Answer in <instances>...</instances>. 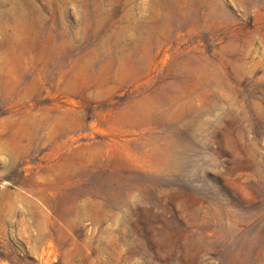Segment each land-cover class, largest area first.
I'll list each match as a JSON object with an SVG mask.
<instances>
[{"label": "rangeland", "instance_id": "rangeland-1", "mask_svg": "<svg viewBox=\"0 0 264 264\" xmlns=\"http://www.w3.org/2000/svg\"><path fill=\"white\" fill-rule=\"evenodd\" d=\"M0 264H264V0H0Z\"/></svg>", "mask_w": 264, "mask_h": 264}]
</instances>
